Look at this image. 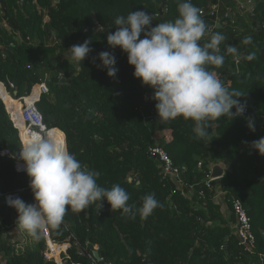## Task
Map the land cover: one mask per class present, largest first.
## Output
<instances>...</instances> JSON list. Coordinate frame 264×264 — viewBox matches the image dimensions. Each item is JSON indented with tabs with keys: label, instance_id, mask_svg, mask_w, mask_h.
I'll use <instances>...</instances> for the list:
<instances>
[{
	"label": "trees",
	"instance_id": "trees-1",
	"mask_svg": "<svg viewBox=\"0 0 264 264\" xmlns=\"http://www.w3.org/2000/svg\"><path fill=\"white\" fill-rule=\"evenodd\" d=\"M182 2L187 0H0V19L12 30L0 28V79L15 83L18 95L47 80L50 90L38 103L44 121L82 164L100 173L97 183L106 188L119 184L130 194L129 203L137 207L152 193L163 204L147 219L111 212L106 200L103 207L93 204L80 214L69 210L59 229L48 228L53 239L71 244L65 264H87L91 244H99L102 255L113 264H260L259 254L264 253V156L249 144L264 137V0H256L254 15L242 16L235 0L221 2V26L213 33L227 36V43L236 45L244 55L255 52L256 59H240L236 64L233 56L226 55L223 67L215 71L227 87L246 94L240 99L246 102L249 114L212 122L203 140L195 138L191 120L181 117L161 122L156 102L145 99L151 88L133 76L134 67L128 64L126 53L107 45V34L116 30V17L145 10L154 15L155 26L174 21ZM214 2L191 0L199 9ZM202 18L208 27L214 23L210 17ZM17 34L21 42L16 41ZM245 37L252 38L247 45L243 44ZM86 39H91L93 52L83 62L56 56L58 50ZM103 51L115 55V78L97 67L99 59L92 63ZM46 72H50L47 78ZM5 101L10 109L22 111L15 98L7 95ZM144 113L157 117L155 129L147 124ZM248 116L255 122V132L247 127ZM25 129L22 125L24 141L34 139ZM155 144L169 153L176 166L185 167L180 187L173 177H163L158 161L149 154V147ZM0 146L19 158L18 131L1 98ZM210 157L227 158L231 163L224 177L212 181V188L204 183ZM14 164L13 158L0 157V258H5L0 264H57L44 257L42 233L26 248L19 246L24 241H14L9 235L18 226V213L5 205L4 193L22 189L20 198L35 202L29 177L17 172ZM219 192L223 194L218 196ZM236 198L242 200L252 219L255 253L239 244L232 206ZM5 234L10 236L8 240L3 238ZM50 244V256L60 260V250L67 245Z\"/></svg>",
	"mask_w": 264,
	"mask_h": 264
},
{
	"label": "clouds",
	"instance_id": "clouds-1",
	"mask_svg": "<svg viewBox=\"0 0 264 264\" xmlns=\"http://www.w3.org/2000/svg\"><path fill=\"white\" fill-rule=\"evenodd\" d=\"M153 21L154 15L145 10L116 17V30L107 34V45L126 53L128 64L134 67L133 76L153 90L151 99L156 102L159 120L168 122L181 117L191 120L195 138L203 140L209 135L212 122L222 117L244 116L247 104L240 98L246 94L227 87L215 69L223 67L226 55L251 61L256 59V53L244 55L236 45L227 43V36L211 32L191 0L178 4L174 21L155 26ZM251 39L245 37L243 44H249ZM91 43V39H86L82 44L72 45L68 49L71 60L83 62L93 52ZM97 59L101 61L97 67L115 78L118 73L115 55L103 51L92 58V63ZM245 119L249 130L255 132L253 118ZM65 145L52 137H37L20 147L19 159L30 178L35 202L26 203L17 197L8 203L18 213L19 228L32 238L39 239L45 228L59 229L69 210L80 214L93 204L103 207L104 200L111 212L121 211L129 219H135L137 214L147 219L157 208H163L154 193L145 195L137 207L129 203L130 194L119 184L110 188L100 186L97 183L100 173L82 164ZM249 147L264 156V137L252 141ZM260 259L264 261V253Z\"/></svg>",
	"mask_w": 264,
	"mask_h": 264
},
{
	"label": "built area",
	"instance_id": "built-area-1",
	"mask_svg": "<svg viewBox=\"0 0 264 264\" xmlns=\"http://www.w3.org/2000/svg\"><path fill=\"white\" fill-rule=\"evenodd\" d=\"M237 2V10L241 15L244 13L248 14H255V3L256 0H236ZM222 0H216V2L212 3L209 8H202L200 9L202 17H210L213 20V24L210 25L209 29L211 32H213L217 24H220V7H221ZM227 17V14L225 15ZM8 25V24H7ZM221 25H219L220 27ZM1 27V26H0ZM143 38V36H141ZM118 49V48H117ZM2 58L6 57V53L2 52ZM236 64L240 62V59L235 58ZM49 86L47 83V80H41L37 83H35L32 87V89L22 95H18V92L16 90V85L13 82H4L0 79V98L3 101L7 113L12 121L13 126L18 131V136L21 142V145L25 142L22 136V133H24L22 130V125L26 128L25 130L29 133V135L37 137L46 138L49 137V128L47 127V124L44 121V117L42 114V111L40 110L38 103L40 102L42 96L49 92ZM11 96L18 100L22 104V111H17L15 109H10L5 101V96ZM249 110L246 108V111L244 115H248ZM146 121L149 123H153L155 119L151 115H145L144 116ZM153 118V121L151 119ZM149 154L154 157L160 167L162 168V174L165 178L166 176H171L173 179L178 183V186L180 187L182 185V171L185 169V167H178L174 164L171 156L169 153L159 144H155L149 147L148 149ZM9 156L15 160V170L19 173H23L24 168L22 167V164L24 162L20 160L19 158H16V156L13 154V152L5 146H0V157H6ZM202 163L199 162V167H201ZM212 179L209 178V172L207 174V177L204 179V183L208 188H212ZM30 184V178L28 180V187ZM30 188V187H29ZM21 190L17 189L15 191H9L4 193L3 199L5 205L9 206V199L14 198H20L21 196ZM223 194L222 192L218 193V196ZM204 196V192L201 191L200 197ZM233 211L236 217V235L239 239V244L244 245L245 248L250 251L251 253H255V242H256V236L253 231V224L252 219L250 215L248 214V211L246 207L244 206L241 199L236 198L232 202ZM48 229V228H47ZM43 234L45 239L47 240L48 245V251L44 253V257L46 260L49 261H55L57 264H65L66 259H69L70 256L66 254L68 247L60 250V260H58L55 257L50 256V247L53 243L57 246H62L64 244H68L67 242L59 243L55 239L51 237L50 231L48 229V234H45L43 230ZM68 246V245H67ZM70 246V245H69ZM92 246V247H91ZM91 249L89 252H86V255L89 259V262L87 264H113L112 261H109L105 259V257L101 253L100 245L98 244H91ZM66 249V250H65ZM94 250L98 251L99 258L95 257ZM67 256V258H64L63 255ZM260 257V254H259ZM73 264H83V263H73ZM260 264H264V261L260 259Z\"/></svg>",
	"mask_w": 264,
	"mask_h": 264
},
{
	"label": "rangeland",
	"instance_id": "rangeland-1",
	"mask_svg": "<svg viewBox=\"0 0 264 264\" xmlns=\"http://www.w3.org/2000/svg\"><path fill=\"white\" fill-rule=\"evenodd\" d=\"M54 2H56V1H58V0H53ZM239 12V11H238ZM245 14V13H244ZM243 14V15H244ZM1 15H3V11L1 12ZM241 15V14H240ZM242 16V15H241ZM49 20V17L46 15L45 16V22H47ZM0 26L1 27H4V28H6V29H8L10 32H12V30H11V28L7 25V22H6V20L5 19H0ZM0 27V28H1ZM21 37H20V35L19 34H17V36H16V41H18V42H21ZM56 56L60 59V60H63V59H67V60H69L70 62H74V61H72L71 60V53L68 51V49H64V48H62V50L60 49V50H58L57 52H56ZM49 73L50 72H46L45 73V77L47 78V76L49 75ZM153 96V90L151 89L149 92H147L146 94H145V99L147 100V101H153L152 99H151V97ZM143 115H146V113H144ZM151 116L155 119V121L153 122V123H149V122H147V124L151 127V129H155V126H156V119H157V117H155V115H153V114H151ZM153 118L151 119V121H153ZM54 130H51L50 131V134L52 135L54 132H53ZM157 133H155V135H156ZM51 137V136H50ZM156 141L157 142H159L160 141V138H159V136H156ZM66 147H67V144L65 145ZM24 234H26V233H24ZM42 235L44 236V234H43V231H42ZM4 238V237H3ZM17 239H14V241H16ZM31 240H35L34 238H32L31 236H27V239L25 240V242H23V243H21V244H19V246L20 247H22V248H26V246L27 245H29V244H31L32 243V241ZM12 241V240H11ZM65 242H67L68 244V248L71 246V244H70V242H68V241H65ZM34 246H36L37 245V243H35V244H33ZM70 245V246H69ZM99 245V244H98ZM67 249V248H66ZM65 249V250H66ZM48 251V245H47V240H46V245H45V249H44V253L45 252H47ZM80 253H81V251H80ZM66 254L67 255H69V252H68V250H67V252H66ZM65 254V255H66ZM5 260V258L4 257H1L0 258V262H3Z\"/></svg>",
	"mask_w": 264,
	"mask_h": 264
},
{
	"label": "water",
	"instance_id": "water-1",
	"mask_svg": "<svg viewBox=\"0 0 264 264\" xmlns=\"http://www.w3.org/2000/svg\"><path fill=\"white\" fill-rule=\"evenodd\" d=\"M165 7V2H163L161 11H163V8ZM220 25L219 23L217 24ZM251 114L254 115L253 111H251ZM231 163L227 158H221L218 160H215L213 157H210L208 160V171H209V178L212 180H219L222 177H224L227 173V170L230 169ZM92 247V246H91ZM95 257L99 258L98 251L94 250Z\"/></svg>",
	"mask_w": 264,
	"mask_h": 264
},
{
	"label": "crops",
	"instance_id": "crops-1",
	"mask_svg": "<svg viewBox=\"0 0 264 264\" xmlns=\"http://www.w3.org/2000/svg\"><path fill=\"white\" fill-rule=\"evenodd\" d=\"M236 1V0H235ZM237 2V1H236ZM10 108H11V106H10ZM18 225V224H17ZM24 233H26L25 231H23V230H21L20 228H19V226H16L15 228H14V230L12 229L11 230V234H9V235H11V237H13L14 239H16V238H18V239H20V240H22V241H24L25 242V240L27 239V236H29L27 233L26 234H24ZM10 236H8L7 234H5L4 235V238L6 239V240H8V238H9Z\"/></svg>",
	"mask_w": 264,
	"mask_h": 264
},
{
	"label": "bare ground",
	"instance_id": "bare-ground-1",
	"mask_svg": "<svg viewBox=\"0 0 264 264\" xmlns=\"http://www.w3.org/2000/svg\"><path fill=\"white\" fill-rule=\"evenodd\" d=\"M54 133L51 135L50 131H49V137L51 136L52 138L56 139L58 142L62 143L61 137L59 134H57L55 131H53ZM22 167L24 168L25 165L22 164Z\"/></svg>",
	"mask_w": 264,
	"mask_h": 264
}]
</instances>
